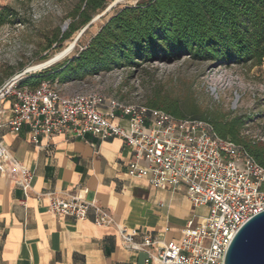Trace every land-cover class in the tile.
<instances>
[{
    "label": "built area",
    "instance_id": "obj_1",
    "mask_svg": "<svg viewBox=\"0 0 264 264\" xmlns=\"http://www.w3.org/2000/svg\"><path fill=\"white\" fill-rule=\"evenodd\" d=\"M21 77L0 87V100L9 101V107L0 105V172L18 174L17 183L26 195L34 173L15 159L4 143V114L12 131L27 126L33 143H39L40 136L58 133L120 137L131 148L129 176L146 177L155 187L185 186L194 207L210 206L209 214H194L187 220L180 241L172 239L163 245L157 236L117 224L123 245L145 252L146 263L225 264L226 252L239 229L264 210V166L241 144L221 137L210 122L176 117L99 92L66 95L51 81L35 88L21 86ZM87 192L84 188L71 197H52L48 210L78 220L92 215L93 221L101 224L112 220L106 207L86 199Z\"/></svg>",
    "mask_w": 264,
    "mask_h": 264
},
{
    "label": "crops",
    "instance_id": "obj_2",
    "mask_svg": "<svg viewBox=\"0 0 264 264\" xmlns=\"http://www.w3.org/2000/svg\"><path fill=\"white\" fill-rule=\"evenodd\" d=\"M0 105L9 107V101ZM7 118L1 117L2 139L34 179L26 195L18 174L0 172V264H150L145 252L123 245L117 224L157 236L163 245L180 241L187 220L199 217L185 186L155 187L146 177L128 175L131 148L122 138L58 133L33 143L27 126L14 132ZM84 188L86 199L106 207L112 220L101 224L92 215L78 220L48 210L52 197H71Z\"/></svg>",
    "mask_w": 264,
    "mask_h": 264
},
{
    "label": "trees",
    "instance_id": "obj_3",
    "mask_svg": "<svg viewBox=\"0 0 264 264\" xmlns=\"http://www.w3.org/2000/svg\"><path fill=\"white\" fill-rule=\"evenodd\" d=\"M113 0H79L73 20L61 39L87 25ZM18 18L11 5L0 7V27ZM189 58L211 66L261 64L264 59V0H137L110 15L77 54L42 71L22 77L21 86L35 88L43 81L60 84L114 70L136 71L145 64ZM146 105L176 117L210 122L223 138L241 144L264 166V142L243 134L246 115L202 111L156 90Z\"/></svg>",
    "mask_w": 264,
    "mask_h": 264
},
{
    "label": "rangeland",
    "instance_id": "obj_4",
    "mask_svg": "<svg viewBox=\"0 0 264 264\" xmlns=\"http://www.w3.org/2000/svg\"><path fill=\"white\" fill-rule=\"evenodd\" d=\"M115 1H110L107 7ZM78 2L0 0V7L8 4L18 11L17 20L0 27V87L25 69L31 72L22 77L34 73L40 68L33 69L32 66L46 64L52 56L61 57L57 62L60 63L77 54L110 15L126 4H135L137 0H119L78 40L76 38L82 27L62 40L61 34L70 26L73 20L70 14ZM54 85L66 95L99 92L108 98L140 104H146L149 97L159 90L179 99L182 104L194 102L202 111L228 116L246 115L248 121L243 134L264 142V59L261 64L249 62L211 66L207 62L183 58L174 62L145 64L136 71L118 69L82 82H56ZM196 211L198 215H207L210 206Z\"/></svg>",
    "mask_w": 264,
    "mask_h": 264
},
{
    "label": "water",
    "instance_id": "obj_5",
    "mask_svg": "<svg viewBox=\"0 0 264 264\" xmlns=\"http://www.w3.org/2000/svg\"><path fill=\"white\" fill-rule=\"evenodd\" d=\"M119 0L109 5L106 10L95 16L79 32L76 40L99 17L107 13ZM59 57L52 56L47 64L38 71H42L57 63ZM31 72L25 69L21 76ZM36 72V71H34ZM225 264H264V210L250 218L234 236L225 256Z\"/></svg>",
    "mask_w": 264,
    "mask_h": 264
},
{
    "label": "bare ground",
    "instance_id": "obj_6",
    "mask_svg": "<svg viewBox=\"0 0 264 264\" xmlns=\"http://www.w3.org/2000/svg\"><path fill=\"white\" fill-rule=\"evenodd\" d=\"M60 59H61V57H59V60H58L57 62H59ZM46 64H47V63H46ZM46 64L41 63V64H39V65L32 66V68H33V69H38V68L42 69V67L45 66ZM40 69H39V70H40ZM35 71H38V70H35ZM20 76H21V74H20L19 76H16V77H20Z\"/></svg>",
    "mask_w": 264,
    "mask_h": 264
}]
</instances>
